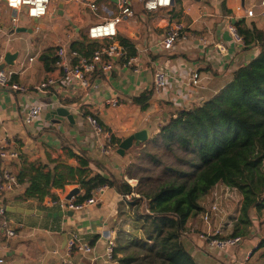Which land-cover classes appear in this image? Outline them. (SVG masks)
<instances>
[{"label": "crops", "instance_id": "obj_1", "mask_svg": "<svg viewBox=\"0 0 264 264\" xmlns=\"http://www.w3.org/2000/svg\"><path fill=\"white\" fill-rule=\"evenodd\" d=\"M120 1L64 0V8H60L59 0H52L49 13L36 22L20 14L16 30L12 28L11 21L14 11L0 4V64L8 52L16 53L14 64L4 68L16 71L15 80L27 87L26 92L0 87V142L20 153L14 159H0V164L10 168L20 178V185L6 193L4 202L7 216L22 224L16 227L13 237H8L0 225V258L3 259L0 264H56L67 243L66 235L68 240L72 231L79 232L94 245V252L90 255L74 253L76 264H104L102 254L108 236H114L118 246L120 233L131 231L128 222L123 219L122 209L124 205L127 207L124 202L128 200L116 187L108 186L97 205H89L80 211L67 210L61 215L62 210L57 205H51L50 199L67 198L75 188L79 189L78 193L84 192L79 175L75 174L74 179L68 175L67 165L79 166L75 154L85 153L93 173L135 180L129 175L134 157L131 152L140 145L135 139L121 153V142L144 128L149 130V139H152L173 112L182 107L200 105L217 94L231 80V69L255 55L256 48L244 49V45L232 40L227 28L232 21L230 15L245 19L246 25L254 22L264 28L263 18L246 17L245 11H237L239 5H256L259 10L260 0H174L171 6L156 10L145 9L139 0H128L134 14L126 15L118 25V39L125 36L133 42L143 64L142 71L133 75L130 69L117 67L112 72L95 73L89 90L71 85L68 79L48 91L39 90L37 85L49 75L60 76L58 67L52 70L46 68L42 55L48 48L63 44L71 51V43L82 40L89 25L120 12ZM92 2L97 4L96 8L91 6ZM103 12L108 16H104ZM175 21L186 24L187 37L178 41L172 49H164L159 42L166 35L169 24ZM37 26L39 29H36ZM95 41L98 44L101 42ZM222 45L225 49L221 48ZM53 51L54 48L52 55ZM83 54L80 52L81 56H88ZM30 57H34L33 60ZM158 68H164L170 75L165 89L155 87L154 73ZM195 72L199 73V84L188 85ZM153 87L155 92L148 108L143 109L132 101L134 96ZM109 99H117L118 104H109ZM36 102L44 104L45 108L37 120L27 124L26 111ZM61 106L70 110L72 119L65 117L56 122L53 114L48 115L50 110ZM89 114L97 115L119 141L114 143L110 153L104 154L100 150L87 121ZM46 174L51 177L65 175L64 186L50 187V192L45 195L34 192L29 196L27 189L31 178ZM41 187L45 188L44 183ZM205 198L201 200V205L206 209L210 197L207 196L208 202ZM242 198L237 190L224 198L222 204L234 209L241 206ZM8 206L23 210L10 211ZM102 209L107 212L100 213ZM201 213L192 218L195 221L193 224L198 221V216L202 220ZM192 219L187 227H190ZM223 220L222 234L231 227L229 217ZM263 236H252L247 242L243 241L237 248L238 257H229L228 260H237L240 264H264V246H258ZM185 241L203 264H214L200 250V241L197 242L199 248L189 235ZM123 254L117 250L115 264L124 263L119 259Z\"/></svg>", "mask_w": 264, "mask_h": 264}, {"label": "trees", "instance_id": "obj_2", "mask_svg": "<svg viewBox=\"0 0 264 264\" xmlns=\"http://www.w3.org/2000/svg\"><path fill=\"white\" fill-rule=\"evenodd\" d=\"M236 24L244 36L242 46L248 50L256 48L255 55L231 69V80L217 94L200 105L173 112L159 133L148 141L173 157V164L160 154L145 151L141 162L130 167V177L138 179L136 186L124 178L93 173L85 153L75 154L79 166L67 165L68 175L74 179L78 174L84 189L76 195L77 202L85 201L104 185L116 187L122 194L140 193L129 201L136 206V216L144 230V236L133 242H141L143 247L139 257L143 262L138 264H203L188 248L184 232L190 218L205 210L201 200L219 182L240 191L241 215L246 222L250 210L258 214L264 210V28L254 22L246 25L245 19ZM119 38L131 55L137 53L129 38ZM96 46L98 42L88 35L70 45L83 55H90ZM52 49L42 55L47 70L58 67V57L55 52L52 55ZM154 92V87L143 90L132 101L146 109ZM115 142L119 141L113 136ZM65 180L63 174L32 177L27 192L29 196L34 192L45 195L50 187H63ZM232 234L243 236L236 229ZM258 246H264V236Z\"/></svg>", "mask_w": 264, "mask_h": 264}, {"label": "built area", "instance_id": "obj_3", "mask_svg": "<svg viewBox=\"0 0 264 264\" xmlns=\"http://www.w3.org/2000/svg\"><path fill=\"white\" fill-rule=\"evenodd\" d=\"M72 1V0H68ZM143 3L145 9L156 10L160 7H168L173 4L174 0H139ZM120 12L116 15L106 17L103 21L93 23L87 28V35L92 40H100L93 52L88 56H81L77 50L66 48L65 45L59 44L55 48V55L58 57V68L60 76L49 75L46 79L37 85V88L42 91H48L52 87L58 86L63 80L68 79L71 85L78 86L84 90H89L92 76L95 73L112 72L115 69L125 67L139 73L142 71L143 64L140 56L131 55L129 49L125 47L118 39V25L124 20V17L134 14V10L130 6L128 0L120 1ZM0 4H5L8 8L14 11L12 28L16 30L20 21V14H25L30 18H41L49 13L52 0H0ZM96 3L92 2L91 6L96 8ZM256 9V5L245 7L239 5L237 11H245L246 17H261L264 19V0H260ZM237 18L236 15H230L229 19ZM228 33L232 40L237 44L244 43V36L240 32L236 23L229 21ZM39 29V26L36 27ZM0 27V32H1ZM187 37L186 24L183 21H175L169 24L166 35L159 42V45L164 49H172L175 44ZM221 48L225 47L222 45ZM34 57H30L33 60ZM16 71L12 69H0V87L9 88L15 91L26 92L27 87L14 79ZM170 75L164 68H158L154 73V84L157 89H165L169 85ZM200 76L198 72L192 74L188 85H198ZM108 103L117 105V99H109ZM45 106L42 103H33L28 107L25 115V123L30 124L37 120L42 114ZM90 129L96 140L99 143L100 150L104 154L110 153L113 146V133L108 130L101 120L95 114L86 116ZM20 155L16 149H10L7 144L0 142V159H14ZM20 185V178L10 168L0 164V225L2 230L8 237L16 235V227L22 226L21 223H16L13 219L7 216V207L4 202L6 193L15 190ZM107 185L100 186L95 189L92 196L83 202H77L76 196L72 198H57L52 197L49 203L57 205L62 211L67 210H82L87 206L96 204L100 201L104 189ZM238 189L219 182L212 189L211 201L205 210L201 213V218L209 229L202 233L201 238L208 241L211 248L219 251L227 252L240 246L244 239L241 235H223L222 223L223 211L222 202L224 198L232 195ZM131 194H122L125 199L133 196ZM219 219V224L215 221ZM215 230V231H213ZM109 240L102 254L104 264L116 263V242L114 236H108ZM90 255L94 252V245L85 239L82 234L77 231H72L68 237L67 243L63 248L61 259L56 264H76L74 261V253ZM55 253H59L55 250ZM3 259L0 258V263Z\"/></svg>", "mask_w": 264, "mask_h": 264}, {"label": "rangeland", "instance_id": "obj_4", "mask_svg": "<svg viewBox=\"0 0 264 264\" xmlns=\"http://www.w3.org/2000/svg\"><path fill=\"white\" fill-rule=\"evenodd\" d=\"M103 15L108 16V14L106 12H103ZM52 48H54V51H55V47H52ZM67 48L69 49V47H67ZM130 73L133 75L138 74L137 72L133 71L132 69H130ZM141 74H139V75H141ZM145 151H150V152L160 154L168 163H170V164L174 163L173 157L168 156V154L164 153L163 150H158L153 143L148 142L145 144L144 147L138 146V147L134 148V150H132L131 154L134 156L132 159V165H136V163L139 164L141 162V157L145 153ZM137 171H138V169H137ZM146 173H149V172H144V174H146ZM125 180L128 181L130 184L133 183V186H136L138 184L137 178H135V180L132 178H130V180H128V179H125ZM131 180H133V182ZM132 193H134L133 196L131 198L127 199L128 201L124 202V203H127V207H126V205H124L125 208L122 207L123 214H124L123 219H124V221L128 222V223L127 222L126 223L129 224L128 228L131 231H128V232L123 231L120 233L121 238H120L119 244L117 246L118 249L122 253H124L123 256H121L119 258L120 262H121L122 258H124V257L126 258V260L123 261L124 262L123 264H138V263L143 262L139 258L143 255L142 243L139 242V243L134 244L133 242L137 237L141 238L144 236V230L141 227L142 224H141L140 219H138V217L136 216V213H137L136 206L129 203L130 200H133L135 197H138L140 195V193L137 191L132 192ZM211 193H212V191H211ZM211 193L207 195L210 197L209 202L211 201ZM207 196L205 198L206 202H208ZM94 205H97V204H94ZM222 207H223V211H222L221 215H223V219L225 220L227 217H229V220L231 221V227L228 229L229 231L225 232L223 235H231L233 232H235V229H236V230L242 232V234H243L242 237H243L244 241L246 240V242H247L248 238H251L252 236L253 237L254 236L260 237L261 235H264V210L261 214H258V212H256V210H254V209L250 210L248 215H247L249 221L246 222L245 218L241 215V206L240 207L235 206V208L232 209V207H227V206L222 204ZM78 211H80V210H78ZM143 211H145V207L141 208V212H143ZM99 212L104 214L107 212V210L102 209ZM224 216H225V218H224ZM191 219L192 218H190V220ZM196 220H198V221L193 224V222H195V221L192 219V223H191L190 227L186 228L184 234L187 233L186 236L189 235V237H191L192 239L195 240V245L197 248H199V246H197V242L200 241L202 243L203 248L200 247V250L203 251V253L207 257V259L210 261H213L214 264H240L239 262H237V260H230L231 262L228 260L229 257H231L232 259H233V257H236V258L238 257V252H237L238 249L237 248L240 246L236 247L234 251L231 249L232 251L229 250L227 252H223V251H219L215 248H211L208 244V241L203 240L200 237L202 233H207L204 231L208 230L209 226H207V224H205L204 222L202 223V220L199 219V216L196 217ZM215 224H217V225L219 224V219L215 221ZM213 231H215V230H213ZM120 247H123V248H120ZM133 257H135V258H133ZM206 264H209V263H206Z\"/></svg>", "mask_w": 264, "mask_h": 264}, {"label": "water", "instance_id": "obj_5", "mask_svg": "<svg viewBox=\"0 0 264 264\" xmlns=\"http://www.w3.org/2000/svg\"><path fill=\"white\" fill-rule=\"evenodd\" d=\"M59 7L60 8H64V0H59ZM36 22V20L38 19L37 17L33 18ZM241 19L239 18H233L232 22L236 23L238 21H240ZM36 23H34L35 25ZM17 56L16 53H12V52H8L6 54L5 60L0 64V69L4 68L7 65H11L14 64V59ZM53 114L54 116V120L56 122H61L65 117H68L69 119H72V114L70 113V110L67 107H57L56 109H52L49 111L48 115ZM150 133L149 130L147 128L144 129H140L138 131H136L133 135L129 136L128 138H126L125 140H123L120 144L119 147V152L124 153L125 149L128 148L133 140H138L140 142H144L146 140L149 139ZM79 192L78 188L73 189L67 196L68 199L72 198L73 196H76ZM8 209L10 211H16L18 210H23L22 208H17V207H13V206H8ZM60 214L63 215L64 211H60ZM67 242V235H66V239H65V243Z\"/></svg>", "mask_w": 264, "mask_h": 264}]
</instances>
